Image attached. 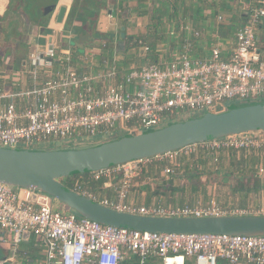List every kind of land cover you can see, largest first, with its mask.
<instances>
[{
  "label": "built area",
  "instance_id": "2783aa9c",
  "mask_svg": "<svg viewBox=\"0 0 264 264\" xmlns=\"http://www.w3.org/2000/svg\"><path fill=\"white\" fill-rule=\"evenodd\" d=\"M246 16L230 43L220 44L215 35L211 37L207 56H194L195 46L187 39L202 34L187 21L171 20L170 39L186 37L169 57L151 63L146 59L149 48L141 45V65L125 69L116 60L109 64L102 58L96 73L87 53L75 62L72 46L61 44L71 41L72 35L64 28L53 30L43 45H34L17 69L0 63V148L44 149L115 133L149 131L188 111L202 114L229 103L264 100V57L255 47L264 7L249 8ZM217 21L223 17L217 16ZM199 149L214 162L221 151L257 152L258 171L263 173L264 132L248 133L84 175L87 184L102 182L103 188H112L110 182L118 176L116 200L100 198L81 179L72 180L69 189L109 209L143 217L264 216V206L241 210L215 200L179 206L164 205L161 200L152 205L126 202L133 181L153 161H171L180 152L188 155ZM174 173L170 167L163 171L166 177ZM0 232L3 242L10 239L15 254L20 244L34 242L42 252L39 264H264V236L163 234L102 225L80 217L47 194L4 184H0Z\"/></svg>",
  "mask_w": 264,
  "mask_h": 264
},
{
  "label": "water",
  "instance_id": "95a60500",
  "mask_svg": "<svg viewBox=\"0 0 264 264\" xmlns=\"http://www.w3.org/2000/svg\"><path fill=\"white\" fill-rule=\"evenodd\" d=\"M56 23L65 21L66 7L54 4ZM125 28H121V38ZM233 104V103H232ZM264 132V100L221 105L195 118L184 114L177 121L149 131L115 133L105 141L58 143L50 148H0V184L33 189L102 225L149 233L227 234L264 236V216L158 218L117 212L72 192L66 178L87 175L142 158H152L189 145ZM87 142V143H84Z\"/></svg>",
  "mask_w": 264,
  "mask_h": 264
},
{
  "label": "crops",
  "instance_id": "0c3cea01",
  "mask_svg": "<svg viewBox=\"0 0 264 264\" xmlns=\"http://www.w3.org/2000/svg\"><path fill=\"white\" fill-rule=\"evenodd\" d=\"M105 2V7L100 11L99 17L97 19V30L104 34H111L112 36H116L117 30V22L114 21L113 16L115 15V9L125 8L126 5H130L129 3L133 0H103ZM137 1V0H136ZM146 0H142V2H137V5H146ZM158 1V7L162 6L163 2L161 0ZM176 1L175 8L176 13L173 14L176 17L174 20L177 22H189L195 31L202 32V37L196 39L188 36V41L192 42V45L195 46L194 56L201 57L203 55H208V49L211 42V37L214 35L218 36H228V29L233 28V33L242 26L246 22L247 10L249 8H257L264 7V0H174ZM24 2L23 0L21 1ZM46 2V1H45ZM74 0H56L57 8L66 7L67 11L65 14V21L63 24L56 23L57 10L52 11L50 17L47 20H43L42 22L34 16L37 6H30V1L27 2L29 5V11L27 12L28 17L31 18L29 23L20 26L17 25L18 17L15 15L9 16V8L11 6V0H0V49H2V53L6 56L12 55L13 59L21 62L24 58H26L32 51L34 45H43L46 42L48 36H50L53 32L62 30L65 28L66 20L68 14L71 10ZM185 2V3H184ZM181 3V5H180ZM21 3H19L20 5ZM25 2V9H27ZM169 7V4H166ZM189 5V6H188ZM180 6V7H179ZM31 7V9H30ZM138 7V6H137ZM35 8V9H34ZM214 8L213 13L212 11ZM198 10V11H197ZM129 11H135V9H131ZM170 11L166 12L163 17H169ZM111 15V17H110ZM141 15H136L141 18ZM158 15V13L156 14ZM222 16L223 21L218 22L217 16ZM17 18V19H16ZM128 19V18H127ZM19 22V21H18ZM130 24H127V27H124L127 32V36L130 38H136V36H130V32L139 33L140 30L132 27L128 28ZM131 27V26H130ZM7 29H10L7 31ZM130 31V32H129ZM145 32V28L143 29ZM232 33V34H233ZM186 36H179L178 38H171L168 42L163 43L162 48L158 47V45L151 46L154 48L151 56H158V60L168 55L170 56V52L172 50L178 49L183 44V38ZM115 38V37H114ZM58 40L61 41L60 37ZM70 41H61V44L68 46ZM108 42V41H106ZM105 41L94 42L92 46L84 49L82 54H78L76 51L72 56V60L77 62V59L84 58L86 53L88 58H92V62L94 64L93 72H98V68L100 66L101 59L104 58L109 64L112 63V60H115V45H117L116 41L107 44ZM140 47H141V41ZM107 47H106V44ZM100 44V45H99ZM143 46V45H142ZM102 47V48H101ZM106 47V48H105ZM139 47V49H140ZM255 47L258 50L261 57H264V18L260 20L256 28V42ZM105 48V49H104ZM107 50V51H105ZM108 54V57H107ZM138 61V65H141L144 62V59L140 57V53H135ZM117 56V55H116ZM146 59H149L147 57ZM149 61V60H148ZM80 63H78L79 65ZM119 66L127 69L132 64L126 65L121 64V62L117 61ZM137 65V66H138ZM55 68H60L59 65H55ZM80 68V66H79ZM12 69H14L12 67ZM17 69V68H15ZM109 136L98 138L97 141H105ZM87 143V142H84ZM58 144V143H57ZM55 144V145H57ZM54 144L51 147L55 146ZM235 157L237 158L238 163L236 164V168H238V172L247 173V176L244 177L245 185L249 187L252 185L254 195L249 193V199L246 204L248 207L246 208H238L241 210H252L264 206V170L263 173H260L258 170L260 168V154L257 152L247 153V152H228L221 151L217 154L218 161L226 160V158ZM216 163L212 160V156L203 150L199 149L196 153L188 154L186 152H180L175 158L171 159V161L165 162V160H155L153 161L132 183L131 189L129 191L126 202L132 204H145L152 205L155 202L161 199L160 195L164 189L173 190L174 188L179 189L181 184H183L184 180L181 178L188 175L190 177L188 182L191 183V179L197 177L199 173H209L212 171H219L220 169L212 168L213 164ZM252 165V166H251ZM178 167V171L174 169V175H170L168 177L163 175V171L167 167ZM249 166V168L247 167ZM223 167V166H222ZM225 168V167H223ZM250 169V171H248ZM201 175V174H200ZM205 179L208 178V175H204ZM224 176V175H222ZM247 177V178H245ZM253 177V178H252ZM158 178H162L159 180ZM172 179L169 184H165V180ZM197 182V179L195 180ZM193 181V182H194ZM201 181H205L201 179ZM119 177L116 176L111 180L112 188H103V184L99 183L95 187H92L91 190L95 188V192L100 198H106L109 200H116V192L115 187L118 186ZM186 182V184L188 183ZM215 182V181H214ZM178 183V184H176ZM189 183V184H190ZM92 184V181H91ZM213 186L207 187L206 191L200 196H206L208 199L205 203H208L212 198L219 201L220 197L225 198L227 196V187H221L212 183ZM227 185H230L228 183ZM219 186V188H217ZM217 188V189H215ZM210 189V190H209ZM218 194L220 197H218ZM223 198L222 201H223ZM168 203L163 204H171L173 203L172 199L166 200ZM224 203V202H223ZM183 205V204H182ZM225 206H230L229 204H221ZM249 205H252L249 207ZM172 206V205H168ZM236 209V208H235ZM5 237L0 232V261L5 259H12L7 264H39L40 258H42L41 250L36 246L34 242H24L20 244L17 248V253H14V247L12 243L7 238L6 242H3ZM39 259V260H38Z\"/></svg>",
  "mask_w": 264,
  "mask_h": 264
},
{
  "label": "rangeland",
  "instance_id": "374dc122",
  "mask_svg": "<svg viewBox=\"0 0 264 264\" xmlns=\"http://www.w3.org/2000/svg\"><path fill=\"white\" fill-rule=\"evenodd\" d=\"M24 2L22 3L21 0H11V6L9 8V16L11 15H16L18 17V21H17V26L23 25V27L25 26V20L26 17L24 13H27L29 11L28 6H27V10L25 9V2L27 5V0H23ZM193 1V0H192ZM137 2H142V0H133L131 1L129 4L130 5H126V7L122 8V9H115V15L113 16L114 21L117 22V34L114 38V40L117 42L115 45V48L117 47V49L115 50V60L116 62L119 61L121 62V64H132L134 66H137L138 61H137V57L135 55V53L139 52V47H140V42L137 41V45L135 42H132V44H135L134 48H130V49H124L123 45L119 42V37H121V28L127 27V24L129 23L130 26H128V28H132L134 27L135 29L140 30L139 33H134L132 34V31L130 32V36H136V40H140L141 42L142 39H145L147 41L148 44L150 45H158V47L162 48L163 43H166V41L168 42L170 40L169 37V21L170 19H168V17H161V21H159V14L156 15L157 13H155V9L160 8L158 7V1L157 0H146L145 3L146 5L143 7V5H137ZM161 2H164L166 4H169V17L172 16L174 10H176V1L174 0H161ZM19 3H21L19 5ZM185 3V2H184ZM181 5V3H180ZM138 6V7H137ZM175 6V7H174ZM189 6V5H188ZM180 7V6H179ZM131 9H135V11H129ZM40 9H36V13H39ZM198 11V10H197ZM214 8L212 11H210V13H213ZM141 15V18L137 17L136 15ZM29 18V17H28ZM128 18V19H127ZM17 19V18H16ZM30 19V18H29ZM145 28V32H143V29ZM233 28L228 29V36H218L215 35L217 37V40L219 41L220 44H228L230 43L233 38H234V33H233ZM202 34V32H200ZM233 33V34H232ZM127 32L125 29V36ZM128 37V36H127ZM135 40V41H136ZM101 43V42H100ZM104 43V42H103ZM106 44V43H105ZM100 45V44H99ZM125 46V45H124ZM155 47V46H154ZM102 48V47H101ZM105 49V48H104ZM107 51V50H105ZM117 55V56H116ZM108 57V54H107ZM83 59V58H82ZM0 63L1 64H6L7 66L9 65L10 67L18 68V65L20 63L19 61H16L13 59L12 55L9 56H4L3 58L0 57ZM238 104V103H233ZM232 103H229L228 105H233ZM184 114H188L191 118H195L197 117L199 114H196L194 112L188 111V113H184ZM168 123L160 126L164 127L166 125L172 124L174 122L177 121V116H174L172 119L167 120ZM103 138V137H101ZM98 139L94 140L97 142ZM231 152V151H228ZM238 163L237 158L235 157H229L226 158V160H219L216 163L213 164L212 168H216V169H220L219 171H212L209 173H199L197 174V177H194V179H191V183L188 182V179L191 177L185 176L183 178H181L182 180H184L183 184H181V187L174 188L173 190H170V187L166 190L164 189L160 195L161 199V203H168V199H172L173 203L170 202L171 204H164V205H172V206H179L182 204H193L196 202H199L201 204H204V202H206L208 199H206V196L202 195L200 196V194L204 193L207 189V187L209 186H213L212 183H215L216 185H219L221 187H227V196L225 198L220 197L218 194L219 201L212 198L213 200H215L216 202H218L219 204H229V207H232L233 209H238V208H246L248 207L246 204L247 200L249 199V193L251 194H255L253 193V187L252 185H250L249 187H247L245 185V181H244V177L243 176H247V173H241L238 172V168H236V164ZM225 168H223V167ZM252 166V165H251ZM249 168V166H247ZM169 168V167H167ZM173 168L175 171H178V167H171ZM148 169V168H147ZM248 171H250V169H248ZM201 174V175H200ZM204 175H208V178L205 179ZM224 175V176H222ZM71 178H75V177H71ZM192 178V177H191ZM195 178L197 179V182L194 181ZM247 178V177H245ZM253 178V177H252ZM69 179L68 181L71 182L72 180H77V179H81L84 180L87 184V176L82 175L81 177H76L75 179H70V178H66L64 179V183H66V180ZM159 180H162V178H158ZM201 179H204L205 181H201ZM172 181L171 178H169V180H165L164 185L167 183L169 184ZM194 181V182H193ZM215 181V182H214ZM186 182H188L186 184ZM190 183V184H189ZM228 183H230V185H227ZM178 184V183H176ZM219 186L217 188H219ZM215 188V189H217ZM210 190V189H209ZM223 198V201L222 199ZM224 202V203H223ZM252 205H249V207H251Z\"/></svg>",
  "mask_w": 264,
  "mask_h": 264
},
{
  "label": "trees",
  "instance_id": "16d2710c",
  "mask_svg": "<svg viewBox=\"0 0 264 264\" xmlns=\"http://www.w3.org/2000/svg\"><path fill=\"white\" fill-rule=\"evenodd\" d=\"M105 5L106 4L103 0H74L66 20L64 32L72 35V40L70 41V45L78 54H82L84 52V49L92 46L94 42L108 41L106 43L110 45V43L114 41L115 36H112L111 34L110 35L104 34L97 30V19L99 17L100 11L105 7ZM173 10H174L173 14H175L176 10L175 9ZM167 11L169 12V7H167L166 3L164 2L160 8L155 9V13L159 14L158 17L159 21L162 20L161 17L165 15ZM50 14H48V17H46L47 21L50 17ZM173 14L172 16L168 17L170 21L176 18L173 16ZM24 15L28 16L27 13H24ZM30 19L26 17L25 24L29 23ZM9 30L10 29H7V31ZM135 40H136L135 37L134 38L133 37L130 38L129 36L128 37L125 36L124 38L119 37V42L123 45L124 49H130L132 47L134 48L135 44H132V42H135L137 45V41H140V40H136V41ZM142 41L143 42H141L142 43L141 45L147 46L150 50L149 52L150 54L148 55L149 57L148 60L151 63L158 62L157 59L158 56L156 55L151 56L154 50V48L151 46L154 45L148 44L145 39H142ZM2 51L3 50L0 49L1 56L3 57L6 56L2 53ZM77 177H81V176H77ZM68 180L69 179L66 180V183H64V181L62 182L67 188H70V182ZM99 183L102 182H98V183L92 182V184L90 183L85 185L91 188V185L92 187H95ZM92 190L94 191L95 188H93Z\"/></svg>",
  "mask_w": 264,
  "mask_h": 264
},
{
  "label": "flooded vegetation",
  "instance_id": "af4514ba",
  "mask_svg": "<svg viewBox=\"0 0 264 264\" xmlns=\"http://www.w3.org/2000/svg\"><path fill=\"white\" fill-rule=\"evenodd\" d=\"M29 1H30L31 7L37 6L35 8L40 9L39 13H36V11H35L34 16H36L37 19H40L39 21H41V22L44 19L46 20V17H48V14L51 13L49 10L52 9V6L54 4H56V0H27V2H29ZM27 5H28V3H27ZM31 7H30V9H31ZM28 8H29V5H28Z\"/></svg>",
  "mask_w": 264,
  "mask_h": 264
}]
</instances>
